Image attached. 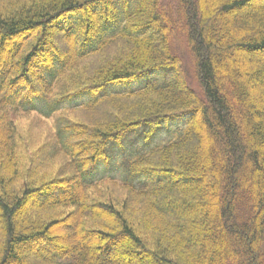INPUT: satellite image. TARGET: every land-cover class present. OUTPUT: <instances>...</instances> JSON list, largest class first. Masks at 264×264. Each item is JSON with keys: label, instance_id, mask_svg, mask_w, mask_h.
<instances>
[{"label": "trees", "instance_id": "1", "mask_svg": "<svg viewBox=\"0 0 264 264\" xmlns=\"http://www.w3.org/2000/svg\"><path fill=\"white\" fill-rule=\"evenodd\" d=\"M0 264H264V0H0Z\"/></svg>", "mask_w": 264, "mask_h": 264}, {"label": "rangeland", "instance_id": "2", "mask_svg": "<svg viewBox=\"0 0 264 264\" xmlns=\"http://www.w3.org/2000/svg\"><path fill=\"white\" fill-rule=\"evenodd\" d=\"M145 75L129 79L122 82H110L95 92L81 93L68 98L67 103L70 105L79 104L91 98L101 96L125 88L141 87L146 80ZM52 119L38 120L32 115L24 116L17 120V124L21 132L23 130L31 133L42 135L52 127ZM183 122L182 118H171L167 123L159 127L153 128L149 124H142L120 138L108 141L106 143V156L98 160L92 170L88 174L89 179L100 177H122V173L126 168L128 161L138 155L148 151L150 148L162 144L173 135L177 124Z\"/></svg>", "mask_w": 264, "mask_h": 264}]
</instances>
